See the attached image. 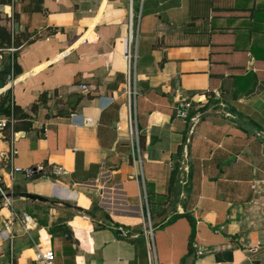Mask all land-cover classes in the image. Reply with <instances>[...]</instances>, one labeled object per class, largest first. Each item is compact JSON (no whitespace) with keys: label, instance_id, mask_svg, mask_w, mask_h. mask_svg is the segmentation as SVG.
<instances>
[{"label":"crops","instance_id":"0c3cea01","mask_svg":"<svg viewBox=\"0 0 264 264\" xmlns=\"http://www.w3.org/2000/svg\"><path fill=\"white\" fill-rule=\"evenodd\" d=\"M129 15V0H0L1 24L27 37L0 51V97L9 93L31 123L15 131L12 162L38 169L16 172L12 191L83 209L3 203L0 264H38L41 246L55 264H151L148 215L160 263L264 264V0H138L131 103ZM12 59L20 72L11 78ZM186 97L192 107L181 119ZM102 168L111 170L105 195L121 189L124 209L71 190ZM13 211L29 220L10 236Z\"/></svg>","mask_w":264,"mask_h":264},{"label":"built area","instance_id":"2783aa9c","mask_svg":"<svg viewBox=\"0 0 264 264\" xmlns=\"http://www.w3.org/2000/svg\"><path fill=\"white\" fill-rule=\"evenodd\" d=\"M129 7H130V15H129V48L125 51L123 57L128 63V70H127V76H128V84L126 88L127 97L129 99V103H131V100L136 99V96L138 94L137 88H136V48L135 52L133 53V43H134V10H133V0H129ZM137 41V40H136ZM11 52L15 51L14 48H10ZM2 51V50H0ZM10 77H14V60L12 59L10 65ZM83 89H87V85H82ZM11 105V115H1L0 114V137L6 138V133L9 132L10 137V150L3 155V159L5 161V165L1 168L0 167V195H3L4 198V204L11 205L12 198L6 197V194L9 192H12V183L14 180V174L16 172H25L27 174H34L38 171V169L34 172L31 169H22L20 167H14L13 166V157L16 154V150L14 149V141L16 138H18V132H15L14 129L16 118L14 116L13 112V102H10ZM222 106H225L224 103H221ZM192 107V98H183L178 101L176 110H177V117L181 119H187L190 114V109ZM228 115H231L230 113ZM119 127V126H118ZM120 129V127H119ZM135 136L137 139L139 138V133L135 129L134 131ZM189 139L186 138L183 150L185 151L187 148V143ZM139 163L141 164V158H139ZM56 173L61 175L63 174L62 169L56 170ZM111 177V170L102 168L100 171L98 177L96 180L92 183H83L80 185L73 186L71 188L72 191L76 192L78 188L82 189H91L90 191H95L96 194L101 198V202L105 206V208L109 211H115L116 209H124L127 207L125 198L123 197V193L121 189H115L118 195L117 199H111L108 198L105 195V188L107 187V182L109 181ZM29 220V216L27 214L23 215V217L19 216L16 212H12L10 218L5 222L6 230H8V234L12 236V226L15 222H20L21 224L26 225L25 221ZM144 220V233L146 236L147 241V249H148V256L150 259L151 264H178L174 262L170 263H160L156 259V251H155V244L153 239V226L150 221V217L148 215L147 222ZM55 258L56 253L52 248H44L39 247L37 254H36V260L38 264H55Z\"/></svg>","mask_w":264,"mask_h":264},{"label":"trees","instance_id":"16d2710c","mask_svg":"<svg viewBox=\"0 0 264 264\" xmlns=\"http://www.w3.org/2000/svg\"><path fill=\"white\" fill-rule=\"evenodd\" d=\"M27 40V37H23L20 34H15L12 33L11 30H9L5 25L1 24V19H0V50H6L12 47L19 48L23 45V42ZM10 71V68L7 69V72ZM20 71L17 69L14 70V75L18 74ZM2 97V98H1ZM0 97V114L1 115H6L9 116L11 115V97L9 96V93L3 94ZM43 102L46 101V99H42ZM38 107L37 104L33 106L34 109ZM13 112L14 116L16 118V123L14 126V129L20 130V128L28 129L31 123L28 121L29 120V115L25 113L20 107L14 105L13 106ZM23 122L25 126H20L18 125V122ZM180 159L183 158L184 156V150L183 146L180 147L178 151ZM176 182V176L175 174L172 176L171 182H170V188L171 190L173 189L174 185Z\"/></svg>","mask_w":264,"mask_h":264},{"label":"water","instance_id":"95a60500","mask_svg":"<svg viewBox=\"0 0 264 264\" xmlns=\"http://www.w3.org/2000/svg\"><path fill=\"white\" fill-rule=\"evenodd\" d=\"M15 29L17 31H19V23H15ZM32 171H36L37 168H34V169H31ZM30 177H33V173L29 175ZM31 180L28 181V183H30ZM181 189V185L178 186V194H179V191ZM178 194L176 195V197L178 196ZM6 197L8 198H25V199H30V200H33V201H39V202H43V203H50V204H62L68 208H73V209H76L77 211H83V209L78 206V205H75V204H72V203H69V202H66V201H59V200H55V199H50L48 197H45V196H42V195H39V194H36V193H31L29 191H15V192H9L6 194ZM4 196L3 195H0V206L3 204L4 202ZM89 216H92L94 217L95 215L92 213V212H86ZM120 232H123L122 230H120Z\"/></svg>","mask_w":264,"mask_h":264},{"label":"rangeland","instance_id":"374dc122","mask_svg":"<svg viewBox=\"0 0 264 264\" xmlns=\"http://www.w3.org/2000/svg\"><path fill=\"white\" fill-rule=\"evenodd\" d=\"M137 2H138V0H135V2H134V9H135V19H134V21H135V26H134V43H133V48H134V50H133V53L135 52V47H134V45L136 44V40H137V29H136V26H137Z\"/></svg>","mask_w":264,"mask_h":264}]
</instances>
